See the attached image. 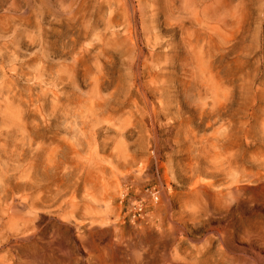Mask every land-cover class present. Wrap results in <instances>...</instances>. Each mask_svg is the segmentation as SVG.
I'll use <instances>...</instances> for the list:
<instances>
[{
	"label": "rangeland",
	"instance_id": "rangeland-1",
	"mask_svg": "<svg viewBox=\"0 0 264 264\" xmlns=\"http://www.w3.org/2000/svg\"><path fill=\"white\" fill-rule=\"evenodd\" d=\"M0 264H264V0H0Z\"/></svg>",
	"mask_w": 264,
	"mask_h": 264
},
{
	"label": "built area",
	"instance_id": "built-area-1",
	"mask_svg": "<svg viewBox=\"0 0 264 264\" xmlns=\"http://www.w3.org/2000/svg\"><path fill=\"white\" fill-rule=\"evenodd\" d=\"M153 193L155 194L156 192H153ZM153 193H152V197H154V199H157L158 195L156 194L154 195ZM130 211L132 212V215L134 217H143L146 214L144 202L138 201L137 203L133 204L131 206Z\"/></svg>",
	"mask_w": 264,
	"mask_h": 264
}]
</instances>
